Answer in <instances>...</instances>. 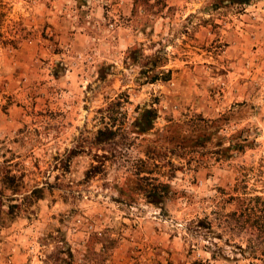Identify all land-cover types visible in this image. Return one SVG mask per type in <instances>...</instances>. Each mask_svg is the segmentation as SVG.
Returning a JSON list of instances; mask_svg holds the SVG:
<instances>
[{"label": "rangeland", "instance_id": "1", "mask_svg": "<svg viewBox=\"0 0 264 264\" xmlns=\"http://www.w3.org/2000/svg\"><path fill=\"white\" fill-rule=\"evenodd\" d=\"M2 172L0 264H264L228 200L264 197V0H0Z\"/></svg>", "mask_w": 264, "mask_h": 264}, {"label": "trees", "instance_id": "2", "mask_svg": "<svg viewBox=\"0 0 264 264\" xmlns=\"http://www.w3.org/2000/svg\"><path fill=\"white\" fill-rule=\"evenodd\" d=\"M219 1H227L230 3H234L236 1H246V0H219ZM101 112V110H100ZM105 116H101V119H104ZM107 118L111 119V116L107 114ZM156 119V112L154 109H142L141 112L138 113V115L134 118L133 121H131L127 126L122 125H115L113 122H109V124L105 123L102 128L97 129L92 141L95 145H103L107 143H120L123 140L127 139V136L130 133L133 134H144L152 129L153 122ZM115 137H117L116 142ZM201 138V137H200ZM199 137L198 140H195L196 143L201 140ZM118 141V142H117ZM245 144L240 141V143L236 142L234 144L228 145L225 149H222V152L227 153L230 151H239L241 150ZM217 154V152L215 153ZM145 159L141 160L138 159V169H136V175L139 176L141 173L145 174V176H140L138 179L148 181L147 175H149L151 172H149V169H145L144 165L150 162L152 167H156L157 160L154 158L153 155H151L147 150L144 151ZM96 158V155H95ZM142 167V168H141ZM98 169L97 165H93L89 170L92 171L90 173V176H93L96 174V170ZM145 169V170H143ZM170 177V176H169ZM0 180L2 184H4L6 187H10L13 194H17L18 192V184L15 181L14 176H9L7 173L2 172L0 176ZM146 185V187H145ZM144 187L140 189V194L144 195L145 198L148 199L149 202H152L153 204H159L160 199L165 195L167 186L165 184H158L159 187L153 186L152 184H145ZM140 187V186H139ZM38 190L33 189L27 196H24L23 199H39L40 196L37 194ZM228 200L232 202V211L230 212V217H235L236 213L239 211L238 215L243 218L241 221L243 226H246L248 229H254L258 231L260 235L261 242H264V197L253 195V196H246L244 194V197L240 196H229ZM13 208V206H10ZM196 227L200 229H207L210 230V225L208 223H205V220L198 219L196 220ZM217 239H220V237H216ZM214 247H216L213 244ZM237 249L240 251L241 254L248 253L252 258H254L255 251L251 245H246L244 249L240 248V246H237ZM261 253V254H260ZM264 250L259 252L258 256H261L264 260ZM68 258L70 257L69 254H67ZM66 262V261H65ZM64 263V261H63ZM66 264V263H64Z\"/></svg>", "mask_w": 264, "mask_h": 264}]
</instances>
